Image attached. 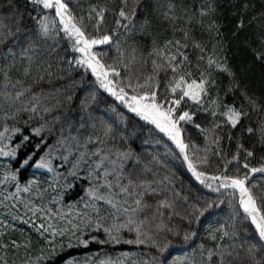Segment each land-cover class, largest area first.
Listing matches in <instances>:
<instances>
[{"label":"snow or ice","instance_id":"1","mask_svg":"<svg viewBox=\"0 0 264 264\" xmlns=\"http://www.w3.org/2000/svg\"><path fill=\"white\" fill-rule=\"evenodd\" d=\"M74 8L73 0L0 2V13H6L0 15V157L18 164L15 170L3 166L0 184L12 183L15 191L5 192L0 207L13 220L31 222L41 236H51L49 243L70 234L68 248L74 238L77 247L127 244L151 250L123 252L100 264H125L133 256L140 259L132 264H264V119L258 117L255 126L245 123L252 113H264V96L250 94L241 73L230 65L222 25L215 19L205 25V18L215 15V4L197 9L188 0H104L89 4L86 13ZM247 9L245 4L233 36L244 29ZM110 14L114 27L107 24ZM194 25L215 38L211 53L196 38ZM189 49L196 53L192 59ZM251 51L264 65V51ZM217 74L227 77L226 85ZM101 92L112 104L96 115ZM236 93L247 108L227 102ZM191 129L203 137V147L192 139ZM33 136L40 142L20 159ZM225 140L234 145L230 158ZM160 146L163 153L154 150ZM257 154L259 164L252 166ZM213 158L222 163L209 172ZM166 160L178 162L217 199L204 197L183 214L176 211L177 199L187 202V197L176 191L175 173ZM28 167L51 174L48 188L34 178L21 184L20 173ZM257 174L261 181L254 182ZM78 186L83 195L65 205ZM49 188L54 195L42 206L21 196L42 200ZM81 203L83 210H78ZM225 203L228 219L206 229L211 246L199 245L191 259H168L169 237L192 241L198 235L193 226ZM20 206L23 216L16 215ZM165 213L167 220L180 216L189 230L170 227ZM38 214L47 223L36 225L32 218ZM53 220L66 221V226ZM0 225L7 227L3 221ZM11 244L20 247L14 240ZM0 248L8 244L0 242ZM0 264L7 261L0 257ZM64 264H77V258Z\"/></svg>","mask_w":264,"mask_h":264},{"label":"trees","instance_id":"2","mask_svg":"<svg viewBox=\"0 0 264 264\" xmlns=\"http://www.w3.org/2000/svg\"><path fill=\"white\" fill-rule=\"evenodd\" d=\"M0 2L6 3V0H0ZM103 3L104 0H73L75 5L74 10L77 14H82L81 9L86 13L89 4ZM189 5H195L198 9L202 3L215 4L216 12L213 17L205 18V25H207L211 19H215L216 22L222 25L221 32L225 38L226 46L228 47L227 56L229 58L230 65L238 73H241V79L243 84H247L248 91L250 94L255 96H264V65H261L257 62L252 54L251 49H256L258 51H264V45L261 44V39H264V0H188ZM247 4V12L244 13L245 27L238 35L233 36V32L236 31L237 20L241 14L243 6ZM151 6H149L148 11L151 12ZM235 13V15H234ZM6 13H0V15ZM252 17H256V20H252ZM107 24L109 27L115 26V17L109 15L107 18ZM251 21V23H249ZM166 27V26H165ZM194 34L198 40H202L207 44V53H211L212 44L215 43V38L212 34L208 33L206 29L194 25ZM136 40H140L139 36L135 37ZM129 43H132L130 38ZM142 44L146 43L145 41H140ZM247 42V44H246ZM64 48H67V45L64 44ZM206 53V54H207ZM59 55L63 56L64 52L61 50ZM190 59L194 58L196 53H193L189 49ZM115 56V50H109V62H111V57ZM66 67V66H63ZM150 69V64H149ZM62 74V73H61ZM75 77L79 78V73L74 74ZM91 80V77L88 78ZM217 81L223 86L227 84V77L217 74ZM212 95H215V90H213ZM228 103L235 102L237 105L244 104L247 108V104L244 102L243 97L236 93L235 96L229 95L227 98ZM112 104V100L107 97L104 93H100L98 96V107L100 111L96 112V115H102L103 110L107 109L109 105ZM119 112L123 113L125 117L130 122H136L132 115L128 114L123 108L118 109ZM115 116V114H112ZM264 119V113H252L251 121H245V123H252L255 126V121L257 118ZM199 117L197 122H200ZM51 119V117H48ZM35 126V125H33ZM3 129L0 128V131ZM29 129L24 130V135L29 134ZM192 139L201 147L204 146L203 137L195 130L191 129ZM160 139V137H156ZM20 138H15V143H19ZM38 137H30L29 142L20 150L19 156L20 159H23L24 156L30 152L33 146L39 143ZM8 143V141H5ZM15 143L12 146H15ZM48 143H52V140H49ZM223 147L226 152L229 153V158L231 152L234 150V145L229 146L228 142L225 140ZM155 151L160 153L164 152L162 146L155 148ZM43 151V149H42ZM259 154L257 158H254L250 161L252 166H258ZM161 159H165L162 155ZM169 164V170L172 173H175V188L176 191L180 192L182 197H187V202L183 199H177L176 201V211L183 214L184 210L188 207L189 204L197 203L201 198L207 197L211 200H216V194L210 193L207 189L203 188L190 173H188L184 167L180 166L178 162H170L166 160ZM243 158H241V163ZM220 161H217L213 158L212 167L208 169L209 172H214ZM11 164L12 170H15L18 167V164L15 162H10L7 158L0 157V180L4 178V165ZM237 165H231L229 170L232 171ZM163 172L164 169H161ZM35 172L33 177L32 173ZM37 179L44 188H48L49 181L51 180V174L45 169L37 171L35 168L28 167L20 173L21 184L24 183L26 179ZM261 181L259 174L256 175L255 181ZM86 186V185H84ZM260 190H264V182L260 183ZM15 187L12 183L0 184V199H2L5 192H14ZM54 195L52 190L49 188L48 192L45 193L43 199L37 198L34 194H24L22 193V198L31 199L37 206H42L46 204L48 200ZM81 187L78 186L75 191L66 197L64 203L65 205L72 203L73 201L79 199V196H82ZM50 207H56L50 205ZM78 210H83V204L81 203L78 207ZM24 209L20 206L19 211L16 215H24ZM67 211V208H65ZM229 209L227 203L223 204L220 208L213 210L211 214L206 213L204 217L201 218V221L198 225H194L191 230H195L198 235L193 238L192 241L185 244L180 239H174L169 237L172 240V247L169 249V252L166 253L168 259L172 258H181L182 260L191 259L194 249L201 244L205 247H209L210 242L207 240V231L206 229L217 227L218 225L215 221H225L228 219ZM167 213H165L166 220L165 222L169 224L170 227H178L181 230H189V226L186 221L182 220L180 216H173L171 220H167ZM31 216V213H28L27 216H24V219H28ZM36 225L39 223H47L46 219H40L39 214L37 217L32 218ZM71 219V217H68ZM0 221H3L7 227L0 225V233H4L0 236V242L8 244L7 249L0 248V257H3L7 264H64V261L70 257L77 258V264H100V261L111 258L112 260H117L119 254L123 252L130 253H147L151 251L148 248L143 246L137 247L134 245L120 244V245H99L96 243H91L87 248L83 246H76V240L71 239L73 247L68 248L67 245L70 240V234H66L63 238L57 236L54 239V243H49L48 241L53 240L49 235L41 236L36 229L33 227V224L23 223L21 220H13L12 216L6 212V210L0 207ZM58 227H65L66 221L53 220ZM182 235V232H181ZM87 238V237H86ZM104 237L101 235L100 237ZM126 238H132L127 236ZM16 241L19 248L12 246L11 241ZM64 245L65 248L61 251L60 245ZM55 249V252H53ZM153 255L156 253L153 251ZM197 255L199 253L197 252ZM140 259L139 256H133L125 260V264H132V260Z\"/></svg>","mask_w":264,"mask_h":264}]
</instances>
